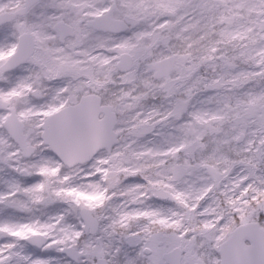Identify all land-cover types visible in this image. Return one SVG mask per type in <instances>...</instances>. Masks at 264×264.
I'll list each match as a JSON object with an SVG mask.
<instances>
[{"label":"snow or ice","instance_id":"obj_1","mask_svg":"<svg viewBox=\"0 0 264 264\" xmlns=\"http://www.w3.org/2000/svg\"><path fill=\"white\" fill-rule=\"evenodd\" d=\"M0 264H264V0H0Z\"/></svg>","mask_w":264,"mask_h":264}]
</instances>
